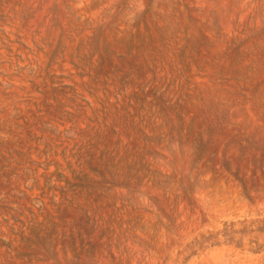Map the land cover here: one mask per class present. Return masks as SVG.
Listing matches in <instances>:
<instances>
[{
    "label": "rangeland",
    "instance_id": "374dc122",
    "mask_svg": "<svg viewBox=\"0 0 264 264\" xmlns=\"http://www.w3.org/2000/svg\"><path fill=\"white\" fill-rule=\"evenodd\" d=\"M0 264H264V0H0Z\"/></svg>",
    "mask_w": 264,
    "mask_h": 264
}]
</instances>
